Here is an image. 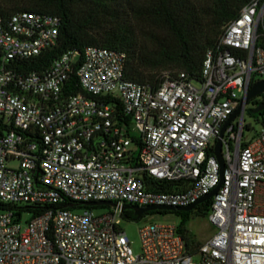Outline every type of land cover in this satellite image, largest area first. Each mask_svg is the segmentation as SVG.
Listing matches in <instances>:
<instances>
[{
    "label": "built area",
    "instance_id": "built-area-1",
    "mask_svg": "<svg viewBox=\"0 0 264 264\" xmlns=\"http://www.w3.org/2000/svg\"><path fill=\"white\" fill-rule=\"evenodd\" d=\"M59 26L0 16V264H264V128L243 138L245 107L221 140L222 173L214 155L223 124L264 81V0L223 27L198 79L164 72L157 86L125 79V54L101 47L30 71ZM215 188L213 234L195 255L168 224L140 228L134 254L121 221L149 212L130 207H186Z\"/></svg>",
    "mask_w": 264,
    "mask_h": 264
},
{
    "label": "trees",
    "instance_id": "trees-1",
    "mask_svg": "<svg viewBox=\"0 0 264 264\" xmlns=\"http://www.w3.org/2000/svg\"><path fill=\"white\" fill-rule=\"evenodd\" d=\"M251 0H0V16L30 12L57 16L60 19L57 46L34 59L26 66L30 71L47 68L60 55L87 47L119 51L126 56L125 79L157 86L164 72L176 76L183 72L193 79L200 77L205 55L215 48L223 27L236 19ZM257 46L264 48V35L259 32ZM71 84H77L75 77ZM74 88V92H79ZM250 101L247 114L264 116V110H252L264 103ZM212 200L199 204L188 212L153 211L156 214H175L176 226L186 249L195 255L200 242L187 230L193 218H206ZM61 208L77 207L64 199ZM34 214L50 206L28 207ZM130 213V217L127 215ZM125 214L136 220L133 212ZM147 213V214H149Z\"/></svg>",
    "mask_w": 264,
    "mask_h": 264
},
{
    "label": "rangeland",
    "instance_id": "rangeland-1",
    "mask_svg": "<svg viewBox=\"0 0 264 264\" xmlns=\"http://www.w3.org/2000/svg\"><path fill=\"white\" fill-rule=\"evenodd\" d=\"M246 110L251 108V104L246 105ZM264 116L253 118L244 112V128H243V138H251L255 133L260 132L264 128ZM15 165V164H12ZM76 211L82 210L80 206L72 208ZM107 207L93 208L95 213L107 211ZM179 223V217L175 214H156L149 213L144 215L138 220H122L121 228L125 232L132 251L134 254H139L140 252V238L139 229L150 224L156 225H173L177 226ZM187 230L194 236L197 242L206 241L212 234L213 229L208 225L205 218H193L187 224Z\"/></svg>",
    "mask_w": 264,
    "mask_h": 264
},
{
    "label": "water",
    "instance_id": "water-1",
    "mask_svg": "<svg viewBox=\"0 0 264 264\" xmlns=\"http://www.w3.org/2000/svg\"><path fill=\"white\" fill-rule=\"evenodd\" d=\"M260 95H264V81H258L255 82L254 84H252L250 86V88L248 89L245 98L242 100V102L240 103V105L237 107V109L229 116V118L227 119V121L223 124L219 136L216 140V144L214 147V155L220 165V172H223L224 169V163H223V159L221 156V140L224 136V133L226 131V128L235 120L236 116L239 114V112L246 107V105L254 98L260 96ZM264 110V103L260 104L259 106H257L256 108H254L252 110V114H257L261 111ZM218 188H215L213 191H211L209 194H207L206 196H203L202 198H200L196 203L191 204L189 206L186 207H171V206H152V207H146L144 209L142 208H136V207H130L133 211L134 214L137 217H140L142 214L146 213V212H153V211H184V212H188L193 210L196 205L210 199L212 196L215 195V193L217 192ZM83 205L85 206H98V205H111V203L109 202H88V203H83Z\"/></svg>",
    "mask_w": 264,
    "mask_h": 264
},
{
    "label": "flooded vegetation",
    "instance_id": "flooded-vegetation-1",
    "mask_svg": "<svg viewBox=\"0 0 264 264\" xmlns=\"http://www.w3.org/2000/svg\"><path fill=\"white\" fill-rule=\"evenodd\" d=\"M255 99H257V100H259V101H261L262 100V98L260 97V96H258V97H256V98H254V99H252V100H255ZM251 100V101H252Z\"/></svg>",
    "mask_w": 264,
    "mask_h": 264
}]
</instances>
